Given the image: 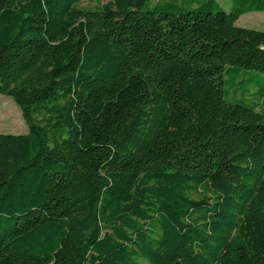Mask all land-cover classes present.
Wrapping results in <instances>:
<instances>
[{"label":"trees","instance_id":"1","mask_svg":"<svg viewBox=\"0 0 264 264\" xmlns=\"http://www.w3.org/2000/svg\"><path fill=\"white\" fill-rule=\"evenodd\" d=\"M83 1L0 0V264H264V0Z\"/></svg>","mask_w":264,"mask_h":264},{"label":"rangeland","instance_id":"2","mask_svg":"<svg viewBox=\"0 0 264 264\" xmlns=\"http://www.w3.org/2000/svg\"><path fill=\"white\" fill-rule=\"evenodd\" d=\"M106 0H84L80 5L84 7L94 6L96 4L104 3ZM157 0H154V2ZM225 11L231 8V0H217ZM236 25L245 28H252L257 30H264V12H249L241 15L236 21ZM252 75V77H251ZM244 80L250 82L251 87H257L256 81L264 79V75L259 73H252L243 75ZM231 91L230 98L247 100V95L241 90L236 91L235 95ZM231 100V99H229ZM26 132V123L21 115L20 108L15 102L4 95L0 94V133H23Z\"/></svg>","mask_w":264,"mask_h":264}]
</instances>
